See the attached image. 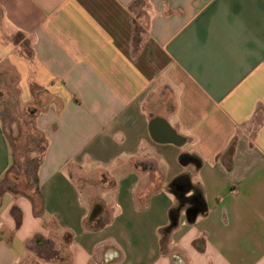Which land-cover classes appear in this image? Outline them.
Wrapping results in <instances>:
<instances>
[{"label": "crops", "instance_id": "crops-1", "mask_svg": "<svg viewBox=\"0 0 264 264\" xmlns=\"http://www.w3.org/2000/svg\"><path fill=\"white\" fill-rule=\"evenodd\" d=\"M3 64L50 101L42 206L0 194V264H264V0H0ZM11 163L0 112V188ZM113 164L130 168L131 205L167 184L157 232L114 230L84 181L99 173L103 191Z\"/></svg>", "mask_w": 264, "mask_h": 264}, {"label": "rangeland", "instance_id": "rangeland-1", "mask_svg": "<svg viewBox=\"0 0 264 264\" xmlns=\"http://www.w3.org/2000/svg\"><path fill=\"white\" fill-rule=\"evenodd\" d=\"M20 37H16L19 39ZM25 51L30 54L29 47L25 46ZM50 98L43 90L32 87L31 97L23 96L18 86V76L10 66L3 64L0 66V112L3 120V127L8 138L12 153V163L9 171L1 178L0 194L4 192L32 195L39 204V199L35 196L36 170L43 157L47 140L37 123L38 115L47 108ZM124 163V162H123ZM131 168V163L130 165ZM111 165L110 172L116 183H110L103 191L101 188V175L99 173L86 172L84 181L87 180L93 187L95 194H98L108 208L117 216L118 222L114 227L116 231H125L126 221L130 218L132 224L146 227L148 230L158 231L161 222L164 221L162 210L167 200L174 198L167 192L165 183L155 197L152 195L147 202L139 201L131 205V181L123 180L128 176L129 167ZM129 168V169H130ZM92 177V178H91ZM27 183V188H20L18 184ZM19 190V191H18ZM20 192V193H19ZM154 198V199H153ZM120 205V207H119ZM121 213V214H120ZM146 217V218H145ZM150 217V224L144 226L143 218ZM113 230V229H112ZM113 230V231H114ZM115 232V231H114ZM46 256H50L51 245L43 247ZM42 250V249H41ZM43 251V250H42ZM41 251V252H42Z\"/></svg>", "mask_w": 264, "mask_h": 264}, {"label": "trees", "instance_id": "trees-1", "mask_svg": "<svg viewBox=\"0 0 264 264\" xmlns=\"http://www.w3.org/2000/svg\"><path fill=\"white\" fill-rule=\"evenodd\" d=\"M44 152H45V149H44ZM180 161L184 166L193 164L197 167H200L202 164L201 160L198 157L193 156V155H189V154L182 155L180 158ZM175 187H176V181L173 182V186L171 187V188H173L172 190H174ZM37 191L38 190H36L35 196L39 199V204L36 202L34 196L31 199L33 201L35 213H37V215H38L39 214L38 209L41 208L42 202H41V196H40L39 192H37ZM182 200H180V204L177 208H174L170 211V225L164 230L165 234L169 233L172 229H174L177 226L178 220H179V214H180V211L183 207V201ZM191 209H195V207H192ZM12 215L17 222V226H19L21 224V218H22L21 212L17 209H14L12 212ZM194 221H195V219L192 216H190L189 222L193 223Z\"/></svg>", "mask_w": 264, "mask_h": 264}, {"label": "water", "instance_id": "water-1", "mask_svg": "<svg viewBox=\"0 0 264 264\" xmlns=\"http://www.w3.org/2000/svg\"><path fill=\"white\" fill-rule=\"evenodd\" d=\"M186 215H187V218H188V220H189L190 216H192L194 219L197 218L198 213H197V210H196V209H189V210L186 212Z\"/></svg>", "mask_w": 264, "mask_h": 264}, {"label": "flooded vegetation", "instance_id": "flooded-vegetation-1", "mask_svg": "<svg viewBox=\"0 0 264 264\" xmlns=\"http://www.w3.org/2000/svg\"><path fill=\"white\" fill-rule=\"evenodd\" d=\"M154 125H156L155 127H157V126H158V123L155 122ZM158 128H159V127H158ZM159 130H160L159 133H160V135H161V133H162L161 130H162V129L159 128ZM162 134H163V133H162ZM176 185H178V184H176ZM189 209H191V207H190Z\"/></svg>", "mask_w": 264, "mask_h": 264}, {"label": "clouds", "instance_id": "clouds-1", "mask_svg": "<svg viewBox=\"0 0 264 264\" xmlns=\"http://www.w3.org/2000/svg\"><path fill=\"white\" fill-rule=\"evenodd\" d=\"M187 195H189V196H190V195H191V193H189V194H187Z\"/></svg>", "mask_w": 264, "mask_h": 264}]
</instances>
